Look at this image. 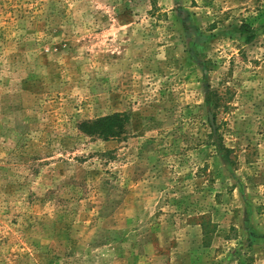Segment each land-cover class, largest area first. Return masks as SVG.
Segmentation results:
<instances>
[{"label": "rangeland", "instance_id": "1", "mask_svg": "<svg viewBox=\"0 0 264 264\" xmlns=\"http://www.w3.org/2000/svg\"><path fill=\"white\" fill-rule=\"evenodd\" d=\"M0 264H264V0H0Z\"/></svg>", "mask_w": 264, "mask_h": 264}, {"label": "trees", "instance_id": "2", "mask_svg": "<svg viewBox=\"0 0 264 264\" xmlns=\"http://www.w3.org/2000/svg\"><path fill=\"white\" fill-rule=\"evenodd\" d=\"M240 30L242 31V32H245V33H248L249 31H250V29H249V25L248 24H246V23H243L241 26H240ZM253 36V34H251L250 35V37H247L246 38V40H250V38ZM114 118V116L113 117H108V118H103V119H99L98 121H96V122H100L101 123V133H107L110 129H111V126H108V124L107 123H105V121L106 120H109V119H113ZM225 150H227V149H225ZM227 152V151H226Z\"/></svg>", "mask_w": 264, "mask_h": 264}]
</instances>
